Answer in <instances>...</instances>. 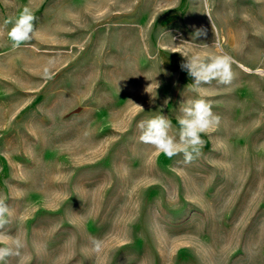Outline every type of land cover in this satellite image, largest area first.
I'll use <instances>...</instances> for the list:
<instances>
[{
    "label": "rangeland",
    "instance_id": "1",
    "mask_svg": "<svg viewBox=\"0 0 264 264\" xmlns=\"http://www.w3.org/2000/svg\"><path fill=\"white\" fill-rule=\"evenodd\" d=\"M25 7L35 35L13 49ZM216 41L238 62L202 86L220 125L192 163L168 159L137 125L163 114L178 133L197 98L183 55ZM257 67L264 0H0V231L24 242L6 264H264Z\"/></svg>",
    "mask_w": 264,
    "mask_h": 264
},
{
    "label": "clouds",
    "instance_id": "2",
    "mask_svg": "<svg viewBox=\"0 0 264 264\" xmlns=\"http://www.w3.org/2000/svg\"><path fill=\"white\" fill-rule=\"evenodd\" d=\"M34 21L35 16L27 7L14 21H5V24H12V27L7 31V37L13 49H18L32 41L36 31ZM199 34L198 31L197 35ZM214 46L219 50L218 53L203 55L197 53L190 57L182 54L186 57V62L181 65V68L194 79L191 90L197 93V98L187 100L180 107V115L177 117L178 133H172V121L163 114L142 120L137 125L140 132L139 140L154 147L158 154H163L168 159L182 154L185 164L192 163L201 155L204 145L202 134H207L220 125V116L212 111L211 102L203 98L202 86L210 85L213 81L220 85H230L236 75L233 65L238 62L224 52L219 41H216ZM205 47L208 46L205 45ZM244 70L264 78V67ZM136 106L143 111L141 106ZM11 214L7 198L0 196V230L9 222ZM94 243L96 249L99 250L100 242L95 241ZM23 247L24 242L20 238L0 231V264H6L7 258L10 256H18Z\"/></svg>",
    "mask_w": 264,
    "mask_h": 264
}]
</instances>
